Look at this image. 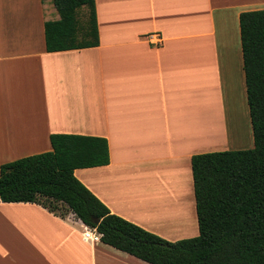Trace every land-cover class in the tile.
I'll list each match as a JSON object with an SVG mask.
<instances>
[{"label":"crops","instance_id":"obj_1","mask_svg":"<svg viewBox=\"0 0 264 264\" xmlns=\"http://www.w3.org/2000/svg\"><path fill=\"white\" fill-rule=\"evenodd\" d=\"M21 2L0 0V165L51 151V134L105 138L108 165L74 176L167 241L197 236L190 160L229 149L232 109L250 120L239 15L264 0H95L99 45L57 52L44 40L53 4ZM89 230L0 202V264H149Z\"/></svg>","mask_w":264,"mask_h":264},{"label":"trees","instance_id":"obj_2","mask_svg":"<svg viewBox=\"0 0 264 264\" xmlns=\"http://www.w3.org/2000/svg\"><path fill=\"white\" fill-rule=\"evenodd\" d=\"M45 1L59 15L44 22L47 52L99 45L95 0ZM239 31L253 147L191 157L197 236L167 241L111 213L74 176L75 169L108 165L102 137L51 134V151L0 165V202L72 214L103 244L149 264H264V9L240 13Z\"/></svg>","mask_w":264,"mask_h":264},{"label":"rangeland","instance_id":"obj_3","mask_svg":"<svg viewBox=\"0 0 264 264\" xmlns=\"http://www.w3.org/2000/svg\"><path fill=\"white\" fill-rule=\"evenodd\" d=\"M25 1L26 0H24V2H21V5H23ZM78 17L80 20V24L82 26H85L87 21V10L85 7L80 8V10L78 11ZM245 104L247 105L246 102ZM245 109L246 108L244 105L243 108L238 107L237 109H232V114L228 113V150H244L251 149L253 147L250 120L245 114Z\"/></svg>","mask_w":264,"mask_h":264},{"label":"built area","instance_id":"obj_4","mask_svg":"<svg viewBox=\"0 0 264 264\" xmlns=\"http://www.w3.org/2000/svg\"><path fill=\"white\" fill-rule=\"evenodd\" d=\"M85 238L96 242L100 240V234H98L95 229H90L85 233Z\"/></svg>","mask_w":264,"mask_h":264},{"label":"bare ground","instance_id":"obj_5","mask_svg":"<svg viewBox=\"0 0 264 264\" xmlns=\"http://www.w3.org/2000/svg\"><path fill=\"white\" fill-rule=\"evenodd\" d=\"M157 199H158V201H160V196L159 195H158V198ZM158 219L160 220V217L159 216H158Z\"/></svg>","mask_w":264,"mask_h":264},{"label":"water","instance_id":"obj_6","mask_svg":"<svg viewBox=\"0 0 264 264\" xmlns=\"http://www.w3.org/2000/svg\"><path fill=\"white\" fill-rule=\"evenodd\" d=\"M97 223V222H96Z\"/></svg>","mask_w":264,"mask_h":264}]
</instances>
